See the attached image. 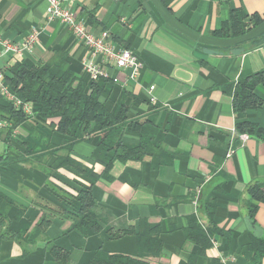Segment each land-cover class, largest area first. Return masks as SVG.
I'll use <instances>...</instances> for the list:
<instances>
[{
	"label": "crops",
	"instance_id": "obj_1",
	"mask_svg": "<svg viewBox=\"0 0 264 264\" xmlns=\"http://www.w3.org/2000/svg\"><path fill=\"white\" fill-rule=\"evenodd\" d=\"M62 1L87 31L107 30L112 45L140 62L136 73L107 68L116 81L105 105L113 109L124 100L128 117L152 119L153 142L173 156L158 164L148 156L116 159L106 172L104 157L93 155L96 136L60 147L75 137L36 115L9 132V101L0 93V192L12 201L1 229L9 234L0 231V264H61L50 254L53 245L69 253L64 264H89L97 249L144 264H252L248 244L252 236L264 239V203L247 189L264 185V140L242 139L235 126L246 121L264 129V84L255 89L261 107L240 118L226 86L264 69V21L238 36L215 32L235 8L262 17L264 0ZM45 4L0 0L2 39L20 45L36 33L31 48L0 57V70L14 61L48 62L55 70L63 63L88 85L84 64L94 58L63 23L46 18ZM124 137L137 141L135 134ZM66 155L85 172L59 164ZM89 186L101 229L86 236L71 228L64 209ZM209 199L217 203L215 226L204 210ZM191 217L212 230L209 245L186 238ZM43 218L47 225L38 229Z\"/></svg>",
	"mask_w": 264,
	"mask_h": 264
},
{
	"label": "trees",
	"instance_id": "obj_2",
	"mask_svg": "<svg viewBox=\"0 0 264 264\" xmlns=\"http://www.w3.org/2000/svg\"><path fill=\"white\" fill-rule=\"evenodd\" d=\"M264 21L263 16L248 15L242 8L231 10L229 21L225 22L215 34L219 36H238ZM57 70L51 63H37L28 65L14 61L3 72V82L11 93L24 102L33 104V116L45 120L47 126L57 132L75 137L72 142H65L63 146L70 149L78 140H94L93 155L103 156L106 161V172L111 168L114 160H140L148 156L158 164L173 155L163 150L159 144L153 142L158 126L152 119L128 117L129 106L124 100L119 101L113 109H108L105 99L110 93L112 79L100 77L88 85L78 80L73 72L63 63H59ZM264 84V69L251 75L238 78L226 87L232 97L233 111L237 118L243 116L246 110L259 108L262 100L255 93L258 85ZM11 124L9 132L21 121L28 118L21 110L15 109L11 102L7 107ZM235 130L239 134L254 135L264 140V129L254 123L239 121ZM135 134L137 141H125L126 134ZM60 147H58L60 149ZM57 148V149H58ZM59 164L69 165L85 172L80 163L68 155L61 158ZM254 200L264 203V185L254 183L247 189ZM71 207L64 209L71 220V228L83 235L96 233L101 229L98 216L95 213V198L89 187H82L69 198ZM12 201L0 192V231L4 227V218ZM217 203L209 199L204 203V210L213 226L219 219L215 216ZM253 213V209H251ZM46 218L39 220L38 229L47 225ZM8 231H1V235H8ZM212 230L201 229L195 217L185 229L187 239L199 243L201 246L210 244ZM13 236V235H10ZM29 236H25L28 239ZM248 247L251 251L252 264H261L260 257L264 256V239L252 236ZM50 254L61 264L68 262L69 253L58 247L51 246ZM89 264H144L127 256L109 254L97 249L89 260Z\"/></svg>",
	"mask_w": 264,
	"mask_h": 264
},
{
	"label": "built area",
	"instance_id": "obj_3",
	"mask_svg": "<svg viewBox=\"0 0 264 264\" xmlns=\"http://www.w3.org/2000/svg\"><path fill=\"white\" fill-rule=\"evenodd\" d=\"M45 3L46 18L48 20H59L63 23L80 43L87 47L90 56L94 58V60L84 64V69L91 81L97 80L100 77L116 81L115 78L110 77L108 74L107 68L110 66L119 69L130 68L133 73L137 72L140 62L128 48H118L112 45L110 33L107 30H102L97 34L87 31L85 23L70 11L62 0H45ZM35 38L36 33L32 31L19 45L0 37V57L9 53H18L23 48H31ZM152 89L153 86H150L149 90ZM0 93L7 97L15 109L21 110L28 117L33 115V104L22 101L9 91L3 82V72L1 70ZM151 101H154V97H151ZM246 137V134H241L242 139Z\"/></svg>",
	"mask_w": 264,
	"mask_h": 264
}]
</instances>
